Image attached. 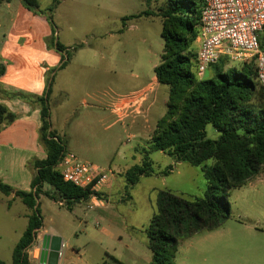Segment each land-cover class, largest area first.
I'll return each mask as SVG.
<instances>
[{
	"label": "rangeland",
	"instance_id": "374dc122",
	"mask_svg": "<svg viewBox=\"0 0 264 264\" xmlns=\"http://www.w3.org/2000/svg\"><path fill=\"white\" fill-rule=\"evenodd\" d=\"M37 1L39 10L52 19L55 39L69 49L71 65L61 74L59 85L69 95L64 91L56 94L58 83L51 86V129L66 144V152L101 168H111L117 179L109 201L94 210L86 207V201L67 210L65 203H59L57 193L45 184L36 201L42 228L29 250L30 264H39L42 231L60 237L63 257L59 264H114L107 255L122 264H149L146 229L157 210V192L169 190L192 201L202 198L206 188L199 168L177 164L151 149L168 92L166 86L159 90L152 80L163 51L158 15L162 2L58 0L50 14L47 8L53 0ZM133 16L124 24L121 21ZM193 51L196 54L195 43L190 49ZM240 65L226 61L224 70L239 69ZM192 74L196 80H207L215 70L210 67L198 77L194 69ZM137 91L146 94L139 111L113 114L111 104L118 97ZM98 101L104 106L101 109L96 107ZM206 132L210 139L217 137L210 127ZM145 154L152 161L154 173L140 178L131 190L124 189L125 171L139 164ZM45 192L57 201L46 197ZM99 197L106 200L104 194ZM227 202L230 215L222 226L177 238L172 264H264V169L232 190ZM30 214L17 198L0 194V261L4 264H11L12 250Z\"/></svg>",
	"mask_w": 264,
	"mask_h": 264
},
{
	"label": "trees",
	"instance_id": "16d2710c",
	"mask_svg": "<svg viewBox=\"0 0 264 264\" xmlns=\"http://www.w3.org/2000/svg\"><path fill=\"white\" fill-rule=\"evenodd\" d=\"M10 1L0 0V4ZM19 1L30 13L46 18L52 28V35L45 39L46 47L60 54L63 61L58 69L46 72V88L42 96L9 93L0 88V99L18 100L40 108L38 140L46 157L27 163L32 174L30 190H14L0 182V194H13L31 211L26 229L11 254V264H30L28 251L42 228L36 201L43 186H50L61 199L59 203H65L69 211L75 203L87 201L90 193L62 181L57 165L66 152V144L51 129L49 122L54 73L67 65L69 49L55 39L52 19L39 10L37 0ZM151 1L147 0L148 3ZM159 1L162 2L158 15L162 20L163 51L153 71L157 83L166 86L168 92L165 113L156 125L151 149L166 154L174 162L199 168L206 182L203 197L192 201L169 190L157 192V210L146 229L151 252L149 264H172L177 238L210 232L222 226L230 215L227 202L230 192L245 185L264 169V101L253 62L242 64L239 69L224 70L225 62L229 60L223 57L211 66L215 70L212 78L196 80L192 74L196 54L190 49L200 31L202 0ZM57 4L58 0H53L47 8L50 14ZM131 18L135 17L121 21L124 24ZM261 48L264 49V36ZM4 73L5 65L0 63V77ZM13 121L14 114L0 104V131ZM208 127L217 134L215 139L208 138ZM153 173L152 161L145 154L139 164L125 171L126 190L132 189L140 178L150 177ZM44 195L57 201L52 194L45 192ZM107 259L122 264L113 256L107 255ZM0 264L4 263L0 261Z\"/></svg>",
	"mask_w": 264,
	"mask_h": 264
},
{
	"label": "crops",
	"instance_id": "0c3cea01",
	"mask_svg": "<svg viewBox=\"0 0 264 264\" xmlns=\"http://www.w3.org/2000/svg\"><path fill=\"white\" fill-rule=\"evenodd\" d=\"M51 35L52 28L46 18L27 11L19 0L0 4V63L5 65V73L0 77V88L3 91L24 95H43L46 88V72L58 69L63 62L60 54L46 47L45 39ZM195 45L197 48V42ZM70 66L68 61L63 69L56 70L54 73L53 83H58L56 94L66 92L60 89V76L70 70ZM152 80L157 83L155 77ZM146 86L147 84L142 88ZM157 86L160 90L161 86L158 83ZM0 104L14 114V121L0 131V182L14 190L28 192L32 179L27 169L28 161L43 160L46 157L38 140V130L41 126L40 108L18 100L0 99ZM102 106V102L98 101L96 107L101 109ZM175 163L180 164V162ZM108 169L111 170V168ZM118 171L121 172L122 169ZM114 176L113 172L111 182L101 191V194L106 197L105 201H109L116 187L117 177L114 178ZM8 196L12 200L15 199L13 194ZM41 234V240L44 235L59 237L57 234L46 231H42ZM60 256L58 264L62 260L63 253L60 252Z\"/></svg>",
	"mask_w": 264,
	"mask_h": 264
},
{
	"label": "built area",
	"instance_id": "2783aa9c",
	"mask_svg": "<svg viewBox=\"0 0 264 264\" xmlns=\"http://www.w3.org/2000/svg\"><path fill=\"white\" fill-rule=\"evenodd\" d=\"M264 0H202L200 31L196 38V66L198 77L225 57L229 61L255 65L256 80L262 89L264 101ZM145 91L120 96L111 104L116 116L119 112L139 111ZM116 99V98H115ZM57 170L63 182L88 190L86 207L94 210L106 203L98 195L107 186L113 172L107 168L80 160L65 152Z\"/></svg>",
	"mask_w": 264,
	"mask_h": 264
},
{
	"label": "water",
	"instance_id": "95a60500",
	"mask_svg": "<svg viewBox=\"0 0 264 264\" xmlns=\"http://www.w3.org/2000/svg\"><path fill=\"white\" fill-rule=\"evenodd\" d=\"M61 247L60 237L44 235L40 242L39 264H58Z\"/></svg>",
	"mask_w": 264,
	"mask_h": 264
}]
</instances>
